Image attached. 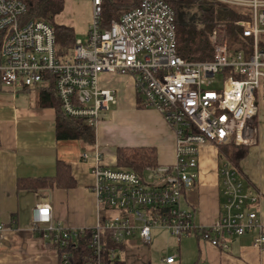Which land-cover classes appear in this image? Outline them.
Segmentation results:
<instances>
[{
    "label": "built area",
    "instance_id": "built-area-1",
    "mask_svg": "<svg viewBox=\"0 0 264 264\" xmlns=\"http://www.w3.org/2000/svg\"><path fill=\"white\" fill-rule=\"evenodd\" d=\"M90 1L93 20L86 40L74 39L61 53L49 23L20 20L26 10L23 0H0V85L13 91L53 85L62 110L95 130L117 102L113 90L99 87V75H129L144 106L157 110L172 129L175 158L136 172L104 164L99 146L93 145L80 159L93 177L97 222L69 228L54 222L48 204H38L34 230L61 249L58 264H125L121 252L129 240L150 245L153 230H166L178 240L197 236L223 249L228 248L227 236L256 230L252 245L264 250V225L255 209L262 194L226 160L218 168L222 200L216 220L196 224L192 210L183 205L184 192L198 180L202 146L255 142L254 117L264 109V0H215L250 10L248 20L236 22L248 46L230 49L225 28L217 26L212 59L204 61L177 54L175 14L165 1L140 0L106 25L104 0ZM218 75L220 87L214 88ZM3 231L0 223V243ZM80 240L88 245V254L70 252ZM176 257L169 254L161 262L175 264Z\"/></svg>",
    "mask_w": 264,
    "mask_h": 264
},
{
    "label": "crops",
    "instance_id": "crops-1",
    "mask_svg": "<svg viewBox=\"0 0 264 264\" xmlns=\"http://www.w3.org/2000/svg\"><path fill=\"white\" fill-rule=\"evenodd\" d=\"M98 85L113 90L117 99L95 129L93 145L97 144L103 153V163L116 166L118 147H152L158 163L171 164L175 158L174 133L157 110L144 106L137 96L133 78L103 72L98 77ZM55 117L52 107L39 104L38 90L13 91L0 85V223L4 226L0 264H58V250L46 244L47 240L34 230L33 210L38 204H48L54 222L69 228L91 227L99 218L91 189L93 177L89 165L80 159L81 153L93 145H83L78 140H57ZM254 124L255 142L249 146L237 170L247 185L262 194L255 209L264 225L262 107L254 117ZM218 153L217 147L210 145L200 148L198 180L183 195V205L192 210L196 224L209 225L219 214L222 197L218 168L225 160ZM58 161L69 165L75 187L18 189L19 178L53 176ZM255 235L256 230L241 236H227V249L215 247L197 236L181 237L185 240L184 251L177 254L175 264H264V250L252 245ZM134 240L138 239H131L129 243Z\"/></svg>",
    "mask_w": 264,
    "mask_h": 264
},
{
    "label": "trees",
    "instance_id": "trees-1",
    "mask_svg": "<svg viewBox=\"0 0 264 264\" xmlns=\"http://www.w3.org/2000/svg\"><path fill=\"white\" fill-rule=\"evenodd\" d=\"M25 12L20 17L23 22L41 20L49 23L55 34L58 50L64 53L74 43L72 27L56 24L54 18L64 8V0H23ZM140 0H104L102 17L104 24L111 19H117L121 13L134 8ZM173 9L176 25L177 54L187 61H204L212 59L213 49L211 36L217 26L226 30L227 44L230 49L248 46L240 33L236 22L248 20L250 10L246 7L222 3L215 0H163ZM140 98V97H139ZM39 104L52 107L55 110V137L57 140H78L83 145L95 143V130L84 119L67 115L61 108L54 86L42 87L39 90ZM219 157L223 158L236 169L249 151L247 145H236L228 142L217 147ZM116 166L141 172L146 165L158 164L156 150L152 147H118L115 152ZM76 182L71 175L69 165L58 161L56 173L53 176L37 178H19L17 187L23 189L63 188L75 187ZM42 237L41 230H37ZM88 234V233H87ZM46 244H50L45 241ZM50 246L53 247L52 244ZM109 247L114 244H109ZM123 249V247H122ZM61 252V249L58 250ZM70 252L81 256L88 254L86 242L80 240L78 246L71 248ZM80 258V257H79ZM197 264V262H195Z\"/></svg>",
    "mask_w": 264,
    "mask_h": 264
},
{
    "label": "rangeland",
    "instance_id": "rangeland-1",
    "mask_svg": "<svg viewBox=\"0 0 264 264\" xmlns=\"http://www.w3.org/2000/svg\"><path fill=\"white\" fill-rule=\"evenodd\" d=\"M93 13L90 0H64L63 10L55 16L56 24L72 27L75 39L83 41L87 38V31L92 24ZM221 75L216 76L214 88H219ZM155 231L157 233H155ZM184 239L170 236L166 230H154L150 245H143L139 240L129 243L121 252L126 264H162L161 258L169 254L180 255L183 252ZM182 247V249H181Z\"/></svg>",
    "mask_w": 264,
    "mask_h": 264
}]
</instances>
